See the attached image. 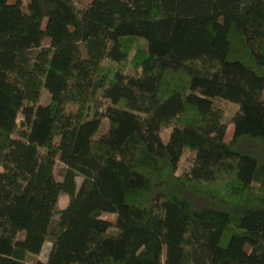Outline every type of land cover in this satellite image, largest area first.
I'll list each match as a JSON object with an SVG mask.
<instances>
[{
    "label": "trees",
    "instance_id": "obj_1",
    "mask_svg": "<svg viewBox=\"0 0 264 264\" xmlns=\"http://www.w3.org/2000/svg\"><path fill=\"white\" fill-rule=\"evenodd\" d=\"M78 1L0 0V264H264V0Z\"/></svg>",
    "mask_w": 264,
    "mask_h": 264
},
{
    "label": "rangeland",
    "instance_id": "obj_2",
    "mask_svg": "<svg viewBox=\"0 0 264 264\" xmlns=\"http://www.w3.org/2000/svg\"><path fill=\"white\" fill-rule=\"evenodd\" d=\"M28 2V0H24L25 5L23 6V9L26 10V3ZM91 0H79L78 4L79 6H88L90 4ZM128 71L130 72V68L128 69ZM42 102H46L47 101V97L45 95L42 96L41 99ZM232 109V108H231ZM229 109L227 111L228 114H230L232 112V110ZM232 133H233V127L229 126L227 128L226 131V141H229L232 138ZM182 165L184 166V162H182ZM62 170V166H60V164H57V168H56V179H60V172ZM68 203V198L64 195H61L59 200H58V204H57V210H61L63 208L66 207ZM56 218V216H55ZM102 219L107 220V221H111L114 222V220L116 219V216L114 214H108V213H104L101 216ZM50 249V240H48L44 245L43 248L40 252V254L38 256H35L34 258L31 259V261H34L35 259L39 260V261H45L47 256H48V252Z\"/></svg>",
    "mask_w": 264,
    "mask_h": 264
}]
</instances>
